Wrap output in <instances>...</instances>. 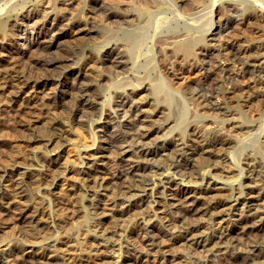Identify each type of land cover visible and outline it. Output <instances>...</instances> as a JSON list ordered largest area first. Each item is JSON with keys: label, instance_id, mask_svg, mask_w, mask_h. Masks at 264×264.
<instances>
[{"label": "bare ground", "instance_id": "obj_1", "mask_svg": "<svg viewBox=\"0 0 264 264\" xmlns=\"http://www.w3.org/2000/svg\"><path fill=\"white\" fill-rule=\"evenodd\" d=\"M91 1H93L94 4L91 3ZM216 1L218 0H195L192 8H189V10L186 9L187 11H180L176 4V0H0V40L4 39L11 45L16 41H21V45L26 46L25 51H22L21 46V50L15 48L13 50L14 54L8 52L5 56L6 58H4V46L2 47L0 45V77L2 78L0 81H3L2 84L0 83V96L5 103L8 104V113L11 116L13 124H16L13 130H23L25 127H29V122L37 121L36 119L39 117L38 115H40L44 119L43 121L46 127H44V129L47 135V137L45 136L46 138L44 137L43 139H45L47 145H52V150L56 148L59 149L63 142L68 140V132L70 131L66 128V125H69L71 120L81 123L87 118L90 119L89 115L92 113L93 106L87 101L95 92L91 89L92 85L90 86L85 80L83 81V79L92 77L94 74H92L93 71H96L94 75H101L100 69L97 68L100 66L99 50L109 43H115L116 49H118V55L122 57L121 59L124 58L125 61V63L120 64L126 67V70H134L136 67L137 69L143 68L145 71L144 75L138 76L134 80L133 85L138 86L144 82L145 78H148L149 81H151L149 84L150 88L148 87V91L151 94V106L153 105V107L158 110L159 114H161L160 112H164L166 119L170 118V122H173L172 124L174 127L178 129V133H176L177 137L174 138V134L173 138L174 142L176 140L178 146H180L175 148L170 141V145H167L165 148L168 154L167 157L172 161L168 169H172V174H180V176L182 175L183 177H185V175L188 176L189 178L186 180L188 182L192 179L195 181L197 178L203 181L204 175L209 173L210 170H203V172L198 175V166L202 168V166L210 165L212 168H219L226 166V164L228 165L227 161L230 157H227L225 148L230 142V137H228L226 133L224 134L219 127H212V130L206 131L198 125L197 122L202 120L203 117L207 118L209 111H215L217 114L221 113L220 115L222 116L229 112V107H224L226 104L224 106H222L223 104L221 106L216 105L213 101L214 98H221L224 102L227 100L229 102L232 100L234 101V96L247 98L257 96L260 100L261 98L264 99V81L262 80L258 84L256 83L254 87L250 89L235 85L236 81H233L234 76L230 74V69V72L225 70L221 77L208 72V74L206 73L207 75H203L204 78L200 80V84L198 85L200 89L191 94V96L189 95L192 101L188 104L203 106L204 110L201 109V112L197 111L199 109L195 110V108H192L193 110L188 109L184 99L186 91L184 86H177L174 82L175 85L172 78L171 80L168 79L170 78L168 75L166 79L158 75L151 77L150 70L156 66H160L163 71L169 65L174 64V61H180V63L183 61L186 64V62L190 63L192 61H197L200 59V55L212 54L211 50L214 46L213 44L210 45L207 43L206 39L208 40V36L206 37L205 33L214 23L212 14H210L208 19H203L200 15L196 16L195 13L201 9V5H214ZM232 4V8H235L236 11L241 10L243 15L241 20L243 24L247 25V27L251 25L252 33H247V37L250 36L249 39L251 40L257 38L259 34L264 36V0H238ZM191 5L192 4L189 6ZM167 10L172 12L175 19L182 21V25L175 23V25H171L172 23H169L170 17L166 13ZM95 16H99L98 23ZM11 19L13 20L11 27L13 26L15 29L13 31H8L11 35L13 34V37H8L6 31ZM164 23L165 26H163ZM226 27H229L228 23L225 28ZM216 28L217 31H219V26ZM73 34L77 35L76 37L80 38L81 41L61 47L60 40L70 38ZM232 37L236 39L237 36L235 35ZM39 41L43 42L42 45L38 44ZM149 42H151V45L148 44ZM235 42L236 40L234 41L233 39L232 41H228L227 45L221 44L220 47L218 46L216 48L221 52V55L225 54L226 56L224 57L227 59L239 61L243 60V58L246 60L249 58L256 63L259 58H264V40L263 42L261 41V43L260 41H252L246 44V46L241 44V50H239L240 52L238 51L241 56L231 48L232 45H235ZM237 44L239 43H236V45ZM238 46L239 45H237V48ZM155 47L158 48V50H156ZM37 50L38 55L34 57L31 54L24 56L28 52L33 53ZM157 54L158 56H156ZM156 57L158 65H155ZM76 64H82L83 69L79 68L78 65L76 66ZM25 68H28L29 72L24 71ZM175 69H177V67H175ZM175 71L177 72L178 70ZM247 72L249 73L248 68ZM108 74L112 75L110 72H108ZM164 74H166V72ZM103 75L101 81L97 83L94 82L96 86L93 83L94 87H96L94 90L96 89L97 95H102L106 90H109V87L107 88L104 82H102L103 78H105ZM128 81L130 82V80ZM66 82L70 84L71 90H65L63 93L61 87H64ZM223 82H229L230 85L224 88L222 85ZM59 87L61 88L60 91H58ZM203 87L210 88V93L208 92V95H204L203 92H201ZM48 91H51V95H49L50 93ZM40 93H42V95ZM43 96H46L48 100V102H44L43 104L51 106L50 108L52 110L47 108L46 111L43 110L40 112L37 111L36 108H33V103L37 100L36 98L40 97L41 100ZM66 98H68L67 102L65 100ZM131 110L136 109L132 108ZM205 112L208 113L205 114ZM33 117H36V119ZM211 118H214V116ZM240 120L241 119H239V121ZM231 122H233V120ZM122 123L123 127L130 128L134 126L136 122L132 118H127L126 121ZM235 126L237 128L243 127V125ZM152 133L153 132L150 133L147 131V133L144 134L145 138H149ZM91 135H93V140L89 145L95 144V135L92 134V131ZM40 136L33 138L34 141H42ZM254 136H256V134ZM120 137H112L113 140H111L114 145L111 143V146L118 147V142L121 140ZM121 138L123 139L124 137ZM45 142H41V144ZM260 143L263 144L262 142ZM117 149L115 153H118ZM256 152L259 154L262 153L261 146H258ZM136 153L137 155L139 154L138 152ZM142 153L143 152H141V154ZM154 153L155 151L147 150L144 155ZM57 154L58 153H55V155L51 156L42 154L41 157L45 160L43 164L45 166L43 168L18 170L16 167H13V164L12 167L9 165V167H0V186L4 188H0V193L2 198H4L1 204L3 209L16 212L17 214L15 215L18 220L25 216L27 219L26 221L24 220V224H26L25 230L28 231L27 234L31 237L41 238L40 240L44 238L47 239L48 242H51V244L47 246H34L36 247L34 250L35 256L32 260L28 259L29 263L70 264V262L78 259L87 261L94 259L92 261L95 264H209L211 259H209L206 254L211 246L219 243L222 244V242L231 238L232 242L235 241V243H237L240 239V235L242 236L246 229L249 231H258V234L264 233V205H252V202L246 203V201L240 202L237 208L233 206L234 204L228 205L223 197H232L235 195L233 189H230V187L228 192H226L227 189L226 191L224 190L223 193L222 191L221 193L218 191L215 192L214 189L205 187L202 188L201 191H197V194L195 193L193 195H189L183 189L176 188L175 191L171 192L175 198L170 204H183L184 208L182 210H175L179 215L177 217H169L167 215V210L162 209L160 211V208L158 209L160 213H157V208L152 207L151 203H163L160 199L161 197H158V195L161 196L165 191L173 188H170L172 181L169 175H167L168 177L164 181L159 177V186L155 187V189L151 188L150 190H146L144 197H138L124 205L118 206L122 201L112 198V196H109L107 199L105 197V199L103 198L100 201H96L98 199L95 198L96 186H103L110 189L113 187L110 185L115 184L117 188L120 189L121 194L125 196L127 193L132 192L133 188H144L149 180V171H153V174H160L162 172V170H160L162 169L161 167L153 168V166L150 167V165L139 163L131 168L125 167L126 164L124 165L122 160H115L113 162V165H121V171L112 172L108 178H105V172L103 175L101 174L102 176L97 175V167L95 168L97 173L89 168L82 170L79 176V182L77 183L78 185H72L70 187V189L75 192L77 191L75 200L73 197L72 199L74 201L71 200L72 203L70 204H64L60 201L59 204H61H56V206H54L55 208L48 207L49 210L47 212V209L45 211L43 208V205L47 204L45 200L47 199L46 195H53L55 191L51 189V186H45L43 188L44 192L42 191L43 193H41V185L49 184L47 183L48 180L55 176L53 171L58 167V161L56 160ZM91 155L94 156V153H91ZM91 155H89V157ZM93 158L91 156L88 160L92 161ZM238 158H240V156ZM245 159H248L247 163L251 161L249 160V155ZM233 161L237 167L235 170L238 169L237 171L239 174L242 173V167L244 166L240 164V159L235 160L234 158ZM241 161L244 160L241 159ZM20 162L23 163L21 160ZM52 163H54V166L50 165ZM83 163V165L86 166L87 162L85 161ZM255 164L252 165L251 169V172H254V174L252 176L249 175L252 182V188L249 192H255L256 197L254 198H256L257 202L260 201L261 203L264 201V173L262 165ZM88 166L87 163V167ZM219 169L223 171V168ZM158 170L160 171L158 172ZM134 172L140 175L139 182H135L131 179V175L134 174ZM217 173L219 174V172ZM225 173L223 175H225ZM228 173L226 175L227 177L230 175ZM213 174L216 175L215 173ZM54 179L55 178H53L51 184L55 183ZM125 179H127V181H125ZM173 184L175 183L173 182ZM133 192L137 193L135 191ZM237 193H243L241 186ZM84 196H86L85 199L89 202L88 205L84 203ZM69 197L70 196H68V199ZM65 199H67V197ZM82 200L85 205L82 204ZM164 200L166 199H163V201ZM19 203L22 204V207H18ZM165 203H167V201L163 204ZM69 207H71L69 211L75 214L74 217L72 216L73 218L69 217L67 214L68 212L64 213ZM167 207L169 208V206ZM147 208L152 210L151 214H149ZM231 208L235 209V211L239 210L238 217H236V219L233 217L234 221L232 223H230L229 219L222 223L219 222L221 226L217 232H208L206 229H202V225L190 223L192 219L198 216L221 214V212H225L226 209L230 210ZM16 209L18 210L16 211ZM56 209H65V211L58 210L59 212H56ZM153 218L156 220L155 223L152 221ZM223 219L225 218L223 217ZM207 220L209 221L210 219L208 218ZM50 225L54 228L52 232L54 233V237L49 229L51 228ZM47 227L48 229H46ZM72 228L75 229V234H72L73 232L70 233ZM117 234L119 238L123 237V239L126 240L132 238L134 240L133 244L130 242L132 245L130 248L126 249L128 252H126V255H124L121 260V252H119L118 255H112L114 259L110 257L106 259V254L101 253L103 251L102 249L101 252H96L100 247L97 246L102 243L101 241L100 244L99 241L96 243L93 240L94 237L104 238L107 241L109 238L111 239L113 235ZM40 240L38 241L40 242ZM259 242H261V240ZM103 244L105 246L108 245L109 249L113 251L114 244L110 245L109 243L107 244V242ZM94 246L95 250L92 251L93 248L91 247ZM47 247L51 248L46 251L45 249ZM9 253L10 251L3 250L0 254V262L2 263L4 261L3 264L5 262L8 264V260H11V264H18L16 261L20 258V254H12L10 259L11 255ZM8 255H10L9 258ZM24 259L25 258H20L21 261H24ZM26 259L25 261H27ZM231 264L235 263L233 262ZM243 264L254 263L245 262ZM260 264H264V262Z\"/></svg>", "mask_w": 264, "mask_h": 264}, {"label": "rangeland", "instance_id": "obj_2", "mask_svg": "<svg viewBox=\"0 0 264 264\" xmlns=\"http://www.w3.org/2000/svg\"><path fill=\"white\" fill-rule=\"evenodd\" d=\"M194 1L195 0H176V4H177L180 11L181 10L187 11L186 9L189 10V8H192V6L195 3ZM236 1H238V0H218L215 2L214 5L206 6V4H204L203 6L201 5V9H199L198 12L195 13L196 16L200 15L201 17H203V19H208L210 14H212V20L214 23L210 27V29L208 31H206L205 33H206V37L208 36V40H209L208 41L206 39L207 43H209L210 45L213 44V46H214L211 50L213 55L212 54L200 55V59H198L197 61H192L190 63L186 62V64L183 61H181V63H180V61H174V64L169 65L167 68H165L163 70L164 72L161 70L162 68H160V66H156V67L154 66L155 68L152 69L153 71L150 70V76L151 77L154 75L155 76L158 75L159 77H163L164 79L170 77L168 79L171 80V78H172L173 83L175 82L177 84V86L178 85L180 87L184 86V88L186 90L185 95H184V99L186 101L185 103H187L189 110H191L192 108H195V110L199 109L197 111H201V109L204 110V107L201 105L200 106H193V105H189L188 103L192 101L190 99L191 94H193L194 92H197L200 89L198 86L200 84V80H202V78H204V76L207 75L208 72L213 74V75H217L218 77L219 76L221 77L225 70L226 71L228 70V72L231 71L230 74H232V76H234L233 81L234 80L236 81V82L234 81L235 85H237L239 87L250 88V89H252L256 83L258 84L260 81H262V80L264 81V75H263L264 74V69H263L264 68V58H262V57L259 58L258 62L256 61V63L253 62L249 58H247V60L245 58H243V60H239V61L233 60V59H227L226 57H224L226 55L225 54L221 55V52L218 51V49L216 48L218 46L220 47L221 44L227 45L228 41H230V40L232 41L234 39V41L236 40V42H235V45H232L231 48L234 49V51L238 52L239 50H241V47H242L241 44L246 46V44H248L249 42L251 43L252 41L253 42L260 41V43H261V41L263 42V40H264V36L262 34L261 35L259 34L258 36H261V37L257 36V38H255L256 40L255 39L250 40L249 39L250 36L247 37V33L248 34L252 33V28L250 27L251 25L250 26L248 25L249 27H247V25L243 24V22L241 20L242 16H243L241 10L236 11L235 8H232V5H233L232 3H235ZM91 3L94 4L93 1H91ZM190 4H192V5L189 6ZM228 4L231 6H229ZM232 9H234V10H232ZM218 12H220V13H218ZM166 13L170 17L169 23L170 24L172 23L171 25H175V24L180 25L182 23V21L175 19L172 12L167 10ZM95 17L97 18L96 20L98 23L99 16H95ZM9 22H10L8 25L9 27H7L8 29L6 32H7L8 37H11V36L13 37V34L11 35V33L8 32L9 30L13 31L15 29V28H13V26L11 27L13 20L11 19ZM225 22H227L229 24V27L225 28V26H227V23H225ZM169 23H167V24H169ZM179 25H178V27H179ZM163 26H165V23L163 24ZM218 26H219V31H217V28H216ZM245 29H247V30H245ZM210 30H211V32H210ZM230 33H231V35H230ZM235 35L238 37V39H237V37H236V39H235V37H232ZM76 36L77 35L73 34L70 38H64V39L60 40V46L62 47V46L73 44V43H79L81 41V39L76 37ZM227 37H229V38H227ZM262 37H263V39H262ZM42 43L43 42L39 41L38 44L42 45ZM236 43H239V44H237V45H239L238 46L239 49L237 48ZM148 44L151 45V42H149ZM0 45L2 47L4 46L3 47V50H4L3 57L4 58H6L5 56L8 52L13 53V50L15 48L18 50L19 49L21 50V46H22L21 41H16L14 44L11 45L8 43V41H6L4 39L0 40ZM116 48L117 47H116L115 43H109L99 50L100 66L97 68L100 69L101 75L96 76V75H94V74H96L95 73L96 71H93L92 74L93 73L94 74L92 77H86L83 79V81L85 80L86 83H88L90 86L92 85L91 89L95 92L94 95H92L89 98V100L87 101V102H89V104L91 106H93L92 107V113L90 114L91 116L89 115L91 120L89 118H87L86 120L82 121L81 123L80 122L78 123L75 120H71L70 124L66 125V128H68L71 133L68 132V136H69L68 140L64 141L59 149L56 148L55 150H52L53 149L52 145L51 144L47 145L45 142V139H43L45 136L47 137V135H46V132L44 129V127H45V123L43 121L44 119L40 115H38L39 117H37V119H36V117H33L37 121L29 122V127H25L23 130H21V129L20 130H17V129L13 130L16 127V124H13L11 116L8 113V104L5 103V101L0 96V98L2 99V101L0 99V103H1L0 104V167H4V166L5 167H9V166L12 167V164H13V167H16L18 170L19 169L26 170V169H30V168H43L45 166V165H43L45 163V160H43L41 155L47 154L48 156H51V155H55V153H58L57 154L58 159L56 158V160L58 161V167H56L57 170L55 169L53 171V174L55 175V176H53V178H55L54 179L55 183L51 184V182L53 181V178H52V179L48 180L47 183H49V184H46V185L42 184L41 185V193L44 192L43 188L45 186H47V187L51 186L52 187L51 189L55 191V193H53V195L55 194L54 196L52 194L46 195L47 199H45V200H46L47 204H44L43 208L45 209V211L47 209V212L49 210L48 207L55 208L54 206H56V204L57 205L61 204V203L59 204L60 201L64 204H70V203H72V201L75 200V197L77 195L76 194L77 191L75 192L74 190L70 189V187L72 185L73 186L78 185L77 183L79 182V176L81 175L82 170L89 168L96 173L98 171L97 175H100V176H102L105 172V174H104L105 178L110 177L112 172L121 171L122 167L120 164H119V166L113 165V162L115 160H122L124 165L126 164L125 167H130V168L134 165H137L138 163L139 164H146L148 166L150 165V167L153 166V168L161 167L162 169H160V170H162V172L160 174H157V173L153 174V171H149V173H148V179L149 180L147 181V184L144 186V188L143 187H138L137 189L133 188L132 192L127 193L129 197L127 196V194L125 196L123 194H121L120 189H118L117 185H115V184H111L110 186H113V187L110 189L105 188L103 186H100V187L96 186V188L93 187V188H95V198H98L96 201H100L103 198L105 199V197L107 199L109 196H112V198H115L117 200L122 201L118 206L124 205V204L128 203L129 201L134 200L138 197H144L146 190H150L151 188L155 189V187L159 186L158 185L159 177L162 178V180L164 181L165 179H167V177H168L167 175H169L170 179L172 181V185L170 188H172V187L173 188L171 190L165 191L167 193L166 194L164 192L165 195L164 194L161 196L158 195V197H161L160 199L162 200L163 203L166 201H167V203H165V204L157 203V202L151 203L152 207L157 208V213H160V211L162 209H166L167 215L169 217H177L179 215L178 212H176L177 209L182 210L184 208L183 204H181V203L170 204L171 202H173V200L175 198L173 196V194H171V192L175 191L176 188L177 189H183L189 195H193L195 193L197 194V191H199V190L201 191V189L205 188V187H207V188L210 187V188L214 189L215 192L218 191L220 193H221V191L223 193V191L224 190L226 191L227 189L228 190L226 192H228L230 189H233V193L235 194L234 196L223 197V198H225L224 200L228 203V205L234 204L233 206L237 208V206L240 205V202H242V201H246V203L252 202L253 203L252 205H255V204H258V205L260 204V206L264 205V203H263L264 201L260 203V201L257 202L256 198H254V197H256L255 192H249V190H251V188H252V182H251L250 176H252L254 174V172H251L252 165H254L255 163L262 165V169H263V173H264V163H263V161H264V146H263V144H264V137H263L264 136V104H263L264 99L261 98V100H260V98L257 96L256 97L251 96L248 98L247 97H241V96L240 97L234 96L235 100L234 101L232 100L231 102H229L228 100L226 102H224L221 98H214L213 99V101L216 103V105L221 106L223 104L222 106H224L225 104L226 105L228 104L229 106L225 105L224 107L225 108L229 107L228 108L229 112H227L225 115L223 114V116L220 115L221 113L217 114L215 111H213V112L209 111V113L205 112V114L208 113L207 118L203 117L202 120L197 122V124L200 125L206 131L212 130L213 129L212 127H215V128L219 127V129H221V131H223L224 134L226 133L227 136L230 137V142L226 145V148H225L227 157H230V158H228V161H227L228 165L226 164V166H224V167H219V168H223V171H220L219 168H215V167L212 168V166L210 167V165L209 166L207 165L204 167L202 166V168H201V166H198L197 167L198 175L200 173H202L203 170H206V169H209L210 172L206 173L204 175L203 181H201L200 178H197L195 180L196 182L194 181V179H192L188 182V181H186L189 178L188 176L185 175V177H183L182 175L180 176V174H172V169H168V166L171 164L172 161L170 158L167 157L168 154H167V150L165 148L167 145H170L171 142H172V146L175 148L180 146V145L178 146V142L176 140L174 142V138L177 137L176 133H178V131H177L178 129L174 127V125L172 124L173 122L172 123L170 122V118L166 119L164 112H160L161 114H159L158 110L156 108H154L153 105L151 106V94L148 91L149 90L148 87H149V84L151 81H149L148 78H145L144 82H142L138 86L133 85L134 80L138 76L144 75L145 71L143 70V68L137 69L135 67L134 70L133 69H131V70L127 69L126 70V67H123L121 65V64L125 63L124 58L121 59L122 57H120V55H118V53H117L118 49H116ZM155 49L158 50V48H156V47H155ZM25 50H26V46L23 45L22 51H25ZM239 52H238V54L240 55ZM37 53H38V50L34 51L33 53L28 52L24 56H28V54H31L34 57L35 55H38ZM115 53H117V54H115ZM156 56H158V54ZM212 57H213V59H212ZM207 59H209L210 61ZM156 60H157V57L155 59V65H158ZM118 64L121 66H119ZM77 65L79 68L83 69L82 64H76V66ZM188 65H190V66H188ZM175 67H177V69H175ZM224 67H226V68H224ZM247 68L249 69V73L251 71L250 74L247 72ZM229 69H230V71H229ZM175 70H178V71L176 72ZM24 71H28V68L27 69L25 68ZM108 72H110L112 75H109ZM165 72H166V74H164ZM102 75L105 77V78H103L102 82H104V84L107 86V88L109 87V90L108 91L106 90L105 93L102 95H97L96 89L94 90V88H96V87H94V84L101 81ZM167 75H168V77H166ZM96 77L98 80L96 79ZM0 80H2L1 77H0ZM128 80H130V82ZM0 83L2 84L3 81H0ZM122 84H123V86H122ZM222 85L224 86V88H226V86H229L230 83L229 82H223ZM95 86H96V84H95ZM61 88L59 87L58 91H60V89H61L63 93L65 92V90H67V91L71 90L70 84L68 82H66L65 86L61 87ZM201 92H203L204 95H208L210 93V88L209 87H203ZM0 93H1V90H0ZM49 93H50L49 95H51V91ZM114 93H115V95H114ZM40 94L42 95V93H40ZM119 96H121V97H119ZM254 97H255V99H254ZM41 98H42L41 100H40V97L36 98L37 100L33 103V108H36L37 111H40V112L43 110L46 111L47 108L51 109L50 108L51 106L43 104L44 102H48L47 97L43 96ZM258 98H259V100H258ZM241 99H243L244 101ZM65 100L67 102L68 98H66ZM233 103H234V105H233ZM260 106H261V108H260ZM132 108L136 109V110H131ZM235 110H237V111H235ZM101 111H102V114H101ZM241 112L243 113V115ZM95 113L98 115H96ZM212 113H214V114H212ZM129 114H130V116H129ZM213 116H214V118H211ZM209 117H210V119H209ZM244 117H245V120H244ZM127 118H132L133 120H135L136 123L134 124V126H132L130 128L122 126V124H123L122 122H125ZM239 119H241V120L239 121ZM232 120H233V122H231ZM244 124H245V126H244ZM235 125H243V127H241V128L244 130H242L241 128H237ZM246 125H247V127H246ZM227 126L229 127V129ZM132 128H134V129H132ZM40 130H42V131H40ZM91 131H92V134L95 135V144H93V145H89L91 143V141L93 140V135H91ZM147 131L150 133L151 132H153V133L151 136H149V138L146 139L144 134L147 133ZM174 134H175V136H174ZM255 134H256V136H254ZM37 136H40L42 138V141L35 142L33 138H35ZM120 136L124 137V138L122 139ZM173 136H174V138H173ZM112 137L113 138L114 137H120L121 140L118 142L119 144L117 143L118 147L111 146L113 144V142H112L113 138ZM41 142H45V143L41 144ZM260 142H262L263 144H261ZM258 146H261V148H262L261 154L256 152V150L258 149ZM115 148L116 149L118 148L117 149L118 153H115V151H116ZM147 150L155 151L156 154L154 153V154L144 155L145 152H147ZM87 152H89V153H87ZM136 152H138L139 154L137 155ZM141 152H143V153L141 154ZM91 153H94V156L91 155ZM89 155H91L92 158L94 157L92 161L88 160L89 158H91V156L89 157ZM248 155L250 158L249 160H251L249 163H247L248 159L247 160L245 159V158H247ZM261 155H263V156H261ZM84 156H86L88 158H86ZM112 156H113V158H112ZM239 156H240V158H238ZM244 156H246V157H244ZM13 157H15V158H13ZM234 158H235V160L240 159V164L242 166H244V167H242L243 172L240 174L237 171L238 169L235 170V168H237V167L234 164V161H233ZM241 159L244 161H241ZM20 160L23 163H21ZM85 161L88 163V165H89L88 167H87V163H86V166L83 165L84 164L83 162H85ZM261 162H262V164H261ZM50 165L54 166V163H52ZM170 166H169V168H170ZM225 167H226V169H225ZM95 168L97 169V171ZM231 168H233V169H231ZM246 169H248V170H246ZM59 170H60V172H59ZM160 170H158V172ZM217 172H219V174ZM213 173H215L216 175H214ZM224 173H225V175H223ZM227 173L230 174V175H228V177L226 176ZM217 175H218V177H217ZM131 179H133V181H135V182H139L140 175L138 173L134 172V174L131 175ZM173 180H175V181H173ZM125 181H127V179H125ZM173 182L175 184H173ZM240 183H241V185H240ZM206 184H207V186H206ZM242 184H245V185H242ZM240 186L243 190V193L238 194L237 191L240 189ZM229 187H230V189H229ZM0 188H3V187L0 186ZM133 191H135L137 193H134ZM71 194H72V196H71ZM106 194H108V195H106ZM251 194H252V196H251ZM58 195H59V197H58ZM68 196H70L69 199H68ZM86 196H84L83 200H84V203L88 205L89 202L87 201V199H85ZM66 197H67V199H65ZM242 197H243V199H242ZM163 199H166V200L163 201ZM248 199L249 200L252 199V200L249 201ZM22 200H23V198H22ZM83 200H82V204L85 205L83 203ZM231 200H233V201H231ZM3 201H4V198H2V195L0 193V228H1L0 229V254H1V252H3V250L4 251H10L9 254L11 256L8 255V258L10 256V259L12 257V254L13 255L20 254V258L26 259V257H27V259H26L27 261H25V259H24V261H21L20 258H18V261H16V262H18V264H28L29 263L28 259H31V260L34 259V256H35L34 250L37 247V245L38 246L39 245L40 246H47L48 244H51V242H48L47 239L42 238L43 240H40L41 238L38 239L35 237H31L29 234H27L28 231L25 230L26 224H24L25 223L24 220L25 221L27 220L26 217L23 216L19 220L16 219V215H15V214H17L16 212H14L13 210L3 209L2 205H1L3 203ZM19 204H20V206H19ZM19 204H18V207H22V204L21 203H19ZM167 206H169V208ZM70 208L71 207L67 208L68 210L66 209V212H64V213L68 212L67 214L69 215V217L73 218L75 216V214H72V212L69 211ZM159 208H160V211L158 210ZM17 210L18 209H16V211ZM58 210L59 211H65V209H63V210L56 209V212H59ZM147 210H148L149 214L152 213V210L150 208H147ZM226 210H225V212H221V214L218 213V214H212L209 216H208V214L198 216L197 218H195L196 220L192 219V221L190 223L194 224V225L200 224L203 226L202 229H206V231H208V232H217L221 226L220 223H222L225 220L227 221V219H229L230 223H232L234 221V219H236V217H238V215H239V210L235 211V209H232V208L230 209L231 211L230 210L226 211ZM47 212H45V213H47ZM70 214H71V216H70ZM207 217L210 219L209 221L207 220L208 219ZM223 217L225 219H223ZM233 217H234V219H233ZM219 219H220V221H219ZM152 221L155 223L156 222L155 218H153ZM50 227L51 228H49V229L52 233L54 231V228L51 225H50ZM46 229H48V227ZM55 229H56V226H55ZM72 229L70 230V233L73 232L72 234H75V229H73L74 231ZM253 231L254 230L249 231L248 229H246V231L242 234V236L239 234L240 235L239 241L237 243H235V241H233L235 244L232 242V238H231V239H229L230 242H229V240H227V241L222 242V244L219 243V244H215V245L211 246L210 249L207 251V254H206L208 256V258L211 259L210 262H212V263L209 262V264H231L233 262L235 264H243L245 262L260 264L261 262H264V233L258 234V231H256L257 232V234H256V232L255 231L253 232ZM52 235L54 237V233H52ZM259 235H263V236H259ZM246 237H247V239H246ZM115 238H116V240H115ZM34 239L36 240V242ZM37 239L40 240L41 243ZM96 239H97V241H96ZM93 240L96 243L98 241H99V244H100V241L102 243L101 245L97 246V247H99V246L100 247H99V250H97L96 252H101L103 250L101 253L106 254V259L109 257L112 258L113 257L112 255H118L119 252H121L122 256H121L120 260L123 258L124 255H126V252H128V250H126V249L130 248V246L134 242V240L132 238H130L129 240L123 239V237L119 238L118 234L113 235L111 237V239L109 238L107 241L104 238H96V237H94ZM233 240H235V239H233ZM251 240H252V242H251ZM258 240L259 241L261 240V242H259ZM104 242H107V244L109 243L110 245L114 244V246L112 245L113 251L109 249L108 245L105 246L103 244ZM257 242H258V244H257ZM124 243H126V244H124ZM15 246H16V248H15ZM34 246H36V247H34ZM50 248L51 247H47L45 250L48 251ZM91 248H93L92 251L95 250V246L91 247ZM24 250H26V251L29 250L28 251L29 253L24 251ZM15 253H17V254H15ZM112 259H114V258H112ZM92 260H94V259H92ZM92 260L90 259L87 261V260H83V259H78L76 261L70 262V264H72V263L78 264V262H79V264H95ZM8 261H7L8 264L9 263L11 264V262H10L11 260H8ZM3 262L2 263L0 262V264H3ZM12 262H13V260H12ZM4 264H6V262ZM29 264H35V263H29Z\"/></svg>", "mask_w": 264, "mask_h": 264}]
</instances>
